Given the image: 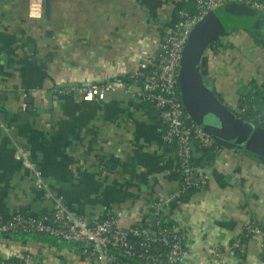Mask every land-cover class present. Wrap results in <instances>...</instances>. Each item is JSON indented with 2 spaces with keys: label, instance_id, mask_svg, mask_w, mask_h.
Returning <instances> with one entry per match:
<instances>
[{
  "label": "crops",
  "instance_id": "crops-1",
  "mask_svg": "<svg viewBox=\"0 0 264 264\" xmlns=\"http://www.w3.org/2000/svg\"><path fill=\"white\" fill-rule=\"evenodd\" d=\"M188 1L53 0L46 21L28 14L27 0H0V125L6 129L0 128V208L31 217L51 208L14 159V145L31 151L51 195L79 215L101 219L107 210L121 211V226L130 228L150 218L147 206L169 199L182 173L174 146L162 142L165 125L156 111L133 85L102 101L81 92L124 83L165 37L176 5ZM214 42L205 56L218 100L234 105L239 94L253 91L264 103V48L239 29ZM197 151L206 190L176 198L164 211L184 231V264H264L255 237L231 250L248 225L264 234V164L245 149L219 159ZM54 242L0 236V260L66 264L78 255L77 246Z\"/></svg>",
  "mask_w": 264,
  "mask_h": 264
},
{
  "label": "built area",
  "instance_id": "built-area-1",
  "mask_svg": "<svg viewBox=\"0 0 264 264\" xmlns=\"http://www.w3.org/2000/svg\"><path fill=\"white\" fill-rule=\"evenodd\" d=\"M191 2L193 10L185 9L180 12V22L170 27L154 52L142 60L136 71L124 75V83H105L100 87H87L81 92L85 99L96 97L102 101L107 93L129 91L130 85H133L138 99L152 105L159 120L165 125L162 142L174 146L175 158L182 173L181 182L169 199H159L147 206L145 214L148 213L150 218L142 217L130 228L121 226L124 217L121 211L107 210L101 219L79 215L65 207L61 196L51 195L38 165L32 160L31 151L14 145V159L32 175L35 188L44 192V197L51 201V208L47 213L35 217L19 210L9 214L8 219L0 215V236L41 234L59 242L76 245L78 255L66 264H184L187 255L185 234L177 223L172 228L167 226L170 219L164 217L166 205L191 190L199 194L206 190L208 177L194 165L191 143L216 159L224 156L227 151L217 146L203 126L184 110L178 90L182 51L193 27L211 11L231 4H241L264 13L263 0ZM27 10L31 17L44 19L43 0H27ZM213 43L215 42L203 53L206 60V75L203 79L209 87L211 77L207 63L210 57L207 59L205 52ZM257 45L264 48V44ZM252 94H239L236 104L224 105L241 119L249 115L248 123L264 127V107L260 110L255 104H247L256 98ZM0 128L6 131L1 125ZM160 214L163 221L159 219ZM155 223L159 226L156 229L153 228ZM253 237L258 239V249L264 255V234L253 225L246 226L245 231L238 235L231 244V250H237L243 240L250 241ZM30 260V257H24L18 262L0 260V264H29Z\"/></svg>",
  "mask_w": 264,
  "mask_h": 264
},
{
  "label": "water",
  "instance_id": "water-1",
  "mask_svg": "<svg viewBox=\"0 0 264 264\" xmlns=\"http://www.w3.org/2000/svg\"><path fill=\"white\" fill-rule=\"evenodd\" d=\"M52 3L53 0H43V17L46 21L51 17ZM244 11L241 4H231L209 12L193 27L181 55L178 90L184 110L203 126L217 146L230 153L248 150L264 164V130L232 113L203 79L206 75L204 51L226 32L229 23L240 19ZM257 33L264 40V21ZM46 36L49 37V34ZM51 98L52 93L46 96L50 118L53 113ZM190 147L194 165L199 167L201 155L195 143H191Z\"/></svg>",
  "mask_w": 264,
  "mask_h": 264
},
{
  "label": "trees",
  "instance_id": "trees-1",
  "mask_svg": "<svg viewBox=\"0 0 264 264\" xmlns=\"http://www.w3.org/2000/svg\"><path fill=\"white\" fill-rule=\"evenodd\" d=\"M263 2H264V0H263ZM242 6L245 9L243 16L240 19H237V20L229 23L226 26V29L227 30H232V29L243 30V31L247 32L248 34L252 35L253 40H254V42L256 44H264V40L262 38H260L258 36V33H257L258 27L264 21V13H261L259 11L253 10V9H251L248 6H244V5H242ZM185 9H190L191 11L193 10V4H192L191 0H189L188 2L178 3L176 5L175 11H174V15H173V18H172V21H171V25H173V24H175L177 22H180L179 14H180V12L182 10H185ZM142 103L145 104V106L148 109H150V111L155 113L151 104L145 103V102H142ZM247 104H251V105L255 104V106L258 109H260V110L264 107V103L262 101H259V99L257 97L254 98V100H252V102L247 103ZM156 114L157 113H155V115ZM243 119L246 120V121H249V115L245 116ZM253 126L256 127V128H259L261 130H264V127H259L257 125H253ZM195 193L196 192L194 190H191L186 195H192V194H195ZM0 215H2L5 219L9 218V214L5 210H3L2 208H0ZM159 219L163 221L162 214L159 215ZM167 226L172 228V227L175 226V224L172 221H168ZM157 227H159V226H158L157 223H155L153 228L156 229ZM13 236L31 237L32 239H37V240H41V241L48 242V243L54 242V241L51 240L52 238H50L49 236L41 235V234L39 235V234L18 233V234H15ZM54 243H55L56 246H59V247H62V246H71V247L73 246V247H76V245H69V244H66V243H63V242H59L57 240H55Z\"/></svg>",
  "mask_w": 264,
  "mask_h": 264
}]
</instances>
